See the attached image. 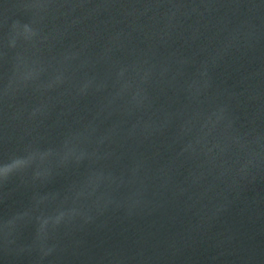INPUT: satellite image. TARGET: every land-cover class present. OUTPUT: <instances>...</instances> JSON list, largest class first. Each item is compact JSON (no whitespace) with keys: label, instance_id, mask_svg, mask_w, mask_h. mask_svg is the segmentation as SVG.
I'll use <instances>...</instances> for the list:
<instances>
[{"label":"water","instance_id":"water-1","mask_svg":"<svg viewBox=\"0 0 264 264\" xmlns=\"http://www.w3.org/2000/svg\"><path fill=\"white\" fill-rule=\"evenodd\" d=\"M0 264H264V0H0Z\"/></svg>","mask_w":264,"mask_h":264}]
</instances>
